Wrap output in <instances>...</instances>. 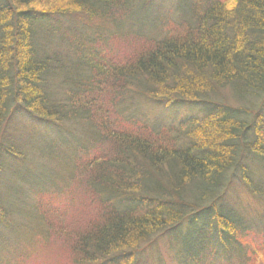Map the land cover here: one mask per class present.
<instances>
[{"label":"trees","instance_id":"1","mask_svg":"<svg viewBox=\"0 0 264 264\" xmlns=\"http://www.w3.org/2000/svg\"><path fill=\"white\" fill-rule=\"evenodd\" d=\"M156 1L0 0V181L14 179L0 184V226L22 217L45 187L40 179L78 183L96 215L65 239L72 264H137L144 244L184 222L190 232L172 242L180 258L206 252L231 264L218 252L264 224L217 204L233 169L249 195H264L253 180L264 161V101L252 122L225 104L226 93L264 94V0ZM142 101L202 103L208 112L153 124ZM25 114L59 132L49 139L25 128Z\"/></svg>","mask_w":264,"mask_h":264},{"label":"rangeland","instance_id":"2","mask_svg":"<svg viewBox=\"0 0 264 264\" xmlns=\"http://www.w3.org/2000/svg\"><path fill=\"white\" fill-rule=\"evenodd\" d=\"M155 3L159 6H169L172 4L173 7L176 3H179V0H157ZM168 9L170 8L163 7L164 11L162 10V15L171 18L172 15L167 13ZM120 55H122V52H120ZM226 97V106L239 110L237 114L251 122L255 119L256 112L260 109L264 101V94L259 99L252 100L253 103L249 100L237 101L230 93H226ZM139 109L153 124L154 122L158 124H176L180 121L188 122L200 119L208 112V106L202 103L185 101L171 107H166L159 103L142 101ZM23 116L25 117L22 120V126L25 128H35L34 131L37 132L39 129L44 130L47 132L49 139H52L54 133L59 132L57 128L44 127L30 116L25 121L26 114ZM246 136L250 138V141L256 138L254 131L251 129L248 131V134L246 133ZM258 161L255 162L253 167L255 173L253 180L258 185L264 186V161L261 160V162L257 163ZM16 163L20 166L21 161L16 160ZM4 165L8 168L7 162H4ZM237 169L239 168L237 167ZM233 170L229 173L231 178L230 192L227 197L221 198L217 204H229L228 210L232 209L234 211L233 213L249 224L255 222V220H259V218L264 223V195L258 198L249 195L242 188V185L236 177L237 174L232 172ZM238 175L240 176V174ZM54 176L56 175H49L48 178L40 179V182L45 187L29 199L32 205H30L28 200L26 202L29 205L22 204L23 209L21 210H24L22 217L14 214L8 215V220H12L13 224L9 223L10 227L7 230H4L7 226L1 224L0 264H72L70 255L68 256L65 252L69 249L65 239L72 235L75 229L86 225L88 219L92 220L96 215V209L93 203L84 199L79 193L82 190L78 183H73L75 185L72 186H75V188H71L72 186L64 187V185L59 187L57 184L52 183L55 181L53 180ZM1 177L3 180L0 181V184L3 187L9 185L7 183V175L3 174ZM8 180L14 183L13 178ZM24 188H26L25 185ZM263 189L264 187L260 191ZM8 194V192L4 191L1 193V196L4 198ZM17 199L14 204L19 203L18 200L20 198ZM11 200L13 202V199ZM34 205H36L38 210L30 208ZM11 207L15 208L13 205ZM81 210L83 214L81 217H78L76 212L81 213ZM38 216L41 218L40 226ZM23 217H26V219ZM42 226H46V229L48 228V233L45 237L39 239V237H42L39 234V227ZM25 229L32 230L30 238L28 233L24 231ZM190 230L191 223L184 222L177 230L172 231V233H166L160 236L151 244H144L136 253V259H141L137 264H229L222 260L211 261V257L213 256L206 252H203L197 260L194 258L190 260L189 257H186L184 260L180 258L175 244L172 242L180 241L183 237L182 235L188 231L190 232ZM206 230L209 231L210 228L208 227ZM252 232L241 239L243 245L237 243L238 248H230L228 251L221 250L218 254L223 256V260H229L231 264H264V224L262 227L258 226L256 232ZM20 237H25L29 240L19 245L21 243L19 242ZM198 253V249L194 250L193 256H198Z\"/></svg>","mask_w":264,"mask_h":264}]
</instances>
